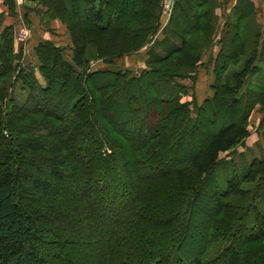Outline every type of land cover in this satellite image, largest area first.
Masks as SVG:
<instances>
[{
  "label": "trees",
  "instance_id": "1",
  "mask_svg": "<svg viewBox=\"0 0 264 264\" xmlns=\"http://www.w3.org/2000/svg\"><path fill=\"white\" fill-rule=\"evenodd\" d=\"M163 1L38 0L65 25L69 59L64 46L42 39L34 47L36 61L23 64L22 48L14 49L13 25L1 32L0 264H46L39 243L50 241L38 235L39 221L55 230H76L79 219L56 213L58 220L49 222L38 210L29 214L22 208L26 195H57V185L72 175L99 192L111 177L117 179L123 202L114 203L109 191L100 200H82L84 207L97 206L105 225L119 224L107 231L106 264H251L257 258L264 263V153L243 164L231 154L249 134L255 106L264 111V88L252 94L244 89L250 77L263 74L264 24L257 22L251 0H236L222 21L215 13L219 0H175L161 27ZM214 45L219 47L215 57L208 56L213 95L200 104L182 101L187 88L177 79L196 78L202 52ZM142 48L147 56L138 74L114 65L116 58ZM93 60L109 66L90 69ZM16 88L25 93L22 101L14 96ZM50 101L52 106L45 108ZM124 101L127 105L117 112ZM217 113L223 119L215 126ZM146 124L150 131L130 142V133L139 134ZM80 134L88 143L80 146L77 161L72 143ZM38 135L59 136L61 143L44 146L35 141ZM195 139L196 145L191 141ZM190 143L195 145L192 152L179 157ZM222 152L230 157L221 158ZM35 160L41 169L30 177L20 174ZM224 167L229 173L221 178L216 172ZM147 169L157 174H147L131 186L133 173ZM151 186L178 197L172 220L137 215L127 221L133 208L140 209V193H149ZM97 190L95 195L100 194ZM194 210L212 223L204 227L189 262L183 252H190L195 242L185 245L183 238ZM122 239L127 242L119 243ZM120 244L127 254L116 255ZM211 245L216 249L211 251ZM137 253L144 254L136 258Z\"/></svg>",
  "mask_w": 264,
  "mask_h": 264
},
{
  "label": "rangeland",
  "instance_id": "2",
  "mask_svg": "<svg viewBox=\"0 0 264 264\" xmlns=\"http://www.w3.org/2000/svg\"><path fill=\"white\" fill-rule=\"evenodd\" d=\"M187 25V24H186ZM121 28H125L124 23L121 26ZM16 40L17 34H16ZM25 41V40H24ZM62 46H64L65 50L63 51V55L66 59H69V56L71 54L70 46L68 44L69 41H65L64 39H61ZM65 41V42H64ZM20 42V41H19ZM23 42V41H22ZM212 53V52H210ZM146 55V48L143 50L140 49L134 53L127 54L124 56H121L119 58H116L114 60V65L120 66L121 68H127L132 73L138 74V72L141 71V69L144 68L145 64L142 63V59H145ZM207 54V50L203 51L201 54V58H203V55ZM206 56V55H205ZM209 58L207 57L206 60ZM262 64L264 65V43L262 44ZM145 61V60H144ZM207 62V61H205ZM131 63V65H130ZM201 63V64H200ZM198 66L196 67L195 76L196 78H180L177 79L179 83L183 84L187 88V93L182 96V101H193L195 100L197 104H200L205 98L210 97L213 95V90L211 88V85L214 81V76L212 72V63L208 64L211 65L209 67L207 64H202L200 62ZM133 64V65H132ZM107 67L109 66L107 63H104L101 60H93L90 61L89 67L90 69H98L101 67ZM236 65L235 67L231 68H238ZM114 68L115 66L112 65ZM210 69V78H199L198 74L203 70L202 74L206 75L207 70ZM262 75H256L252 76L248 79L246 83V87L244 88L245 91L252 93H256L259 90H262L264 88V67H262ZM246 91V92H247ZM245 92V93H246ZM15 98L18 101H22L25 93L19 90L18 88L15 89L14 93ZM128 102H122V105H118V111L120 112L121 109L124 108V106L127 105ZM53 104V101L47 102L45 104V108L49 109ZM190 108H192V105L190 104ZM115 110V109H114ZM150 115V111H149ZM68 117L64 119V122H67ZM223 116L221 114H218L215 116L214 125L220 124L222 121ZM209 121H206L204 128L205 133L207 134V129L210 128V124H208ZM111 127H113V124H111ZM115 127V126H114ZM128 127V126H127ZM248 130L249 134L244 138L242 144L237 145L231 154H233V157L235 158L236 162L238 164H243L244 162H248L250 159L253 158V156H261L264 153V111H261L260 106L256 105L255 108L252 110L251 115L249 116L248 120ZM150 131L148 124H146L142 129H140L139 134H135V132H131L130 134L133 135L130 138V142H135L137 139H140L143 135H146ZM135 134V135H134ZM35 141L42 142L44 146L47 147H53L59 145L61 141L59 140V136H56L52 139H45L42 135L36 136ZM204 139V138H203ZM192 142H195L196 145V139L191 140ZM87 136L85 135H77L75 136V139L72 143V150L74 153L75 159L78 161L80 153H82V150L80 149V146L86 147L87 146ZM192 143L185 145L181 148L180 152L177 153L179 157H183V155H187L188 152H192L191 150L194 149L195 145ZM171 156V153H169ZM168 154V155H169ZM167 155V156H168ZM176 155V157H177ZM169 156V157H170ZM221 158H229L230 156L227 155V152H222L219 155ZM168 157V158H169ZM167 158V159H168ZM80 160H82L80 158ZM34 163L39 164L37 160L33 161V164L30 163L29 165H24L21 170L20 174L26 175L27 177H30L33 175L34 169H41L34 165ZM66 163H69L66 162ZM159 165V164H157ZM42 166V165H41ZM47 166L45 163L43 164V167L45 168ZM149 169V168H148ZM139 171L137 170L136 173H133L134 181H131L132 184L135 183L137 179H140L141 177L147 179V176L145 175H153L157 174L156 171H149V170ZM217 176L221 175V178L223 177L222 173L226 175L229 173V167H224L217 172ZM154 176V175H153ZM215 176V175H214ZM25 177L20 176L19 180L23 182H27V178L23 179ZM84 181L80 178H77L72 175V177H68V180L64 183H60L57 185L58 194L54 195L52 197H44L41 196L38 193L33 192L26 195L22 208L24 209V212H28L31 214L32 210H38L40 213H42L46 218V221L52 222L55 220H58L57 214H61L63 216L69 215V217H73L76 219H79L80 223L77 226L76 230L73 228H62V229H53L49 228V226L44 225L42 221L40 222V227L38 230V235H43L44 237H47L50 241V243H45L42 241L39 243V252L40 255L43 257V261L46 264H106L107 258L109 257V251H108V244L106 242V235L109 228L115 229L117 228L119 224L112 225H105L104 222V216H101L99 209H97V206H93L92 204L88 207H84L82 203L84 204L83 198L85 196L89 197V200H95L99 199L100 196L103 198L108 191L110 192L111 196L114 197V203L116 202H123V198L117 194V190H119V187H117V179L115 176L111 177L108 184L99 192L100 194L95 195L96 191L94 187H92L91 183L89 185H86V183H83ZM134 182V183H133ZM210 183L208 184V186ZM248 186V185H243ZM94 192V195L91 196V191ZM115 191V193H114ZM147 191H143L140 193V199L138 201V204L140 205V209L133 208L132 211L134 213H128L127 215V221L134 219L137 215H141L142 217H145V219H151L155 221H162V220H172L174 212L177 207V201L178 197L170 195V193L165 190L161 189L157 186H151ZM90 194V195H89ZM114 194V195H113ZM262 198L260 199V205H264V189L262 190ZM118 195V196H117ZM101 198V199H102ZM100 200V199H99ZM102 205L103 202L101 201ZM86 204V203H85ZM105 204V203H104ZM125 219V220H126ZM37 222V223H39ZM170 222V221H169ZM212 222L204 218L200 212L193 211L192 217L189 219V229L187 230V233L183 241L185 242V245L193 241L195 242V245L193 249H191L190 252H187L186 250L183 252L185 256L186 261H191L196 249H198V245L201 243V234L205 230V226H210ZM49 225V223H48ZM120 235H122L123 231L120 230ZM126 232H129V228L126 229ZM246 236L245 234H241L239 236V240L243 239ZM53 240V241H51ZM57 242L61 243V247L57 245ZM127 242V239L120 240L119 243ZM130 242V240H129ZM132 243V242H130ZM213 245V244H212ZM211 245V247H212ZM216 249L215 246L211 248V251ZM127 249L120 244L119 249L117 250L116 255L127 254L125 253ZM137 252V248H135ZM121 251V252H120ZM109 254V255H108ZM144 253L141 255H136V258H140ZM130 257V256H127ZM147 264H155L154 262H150ZM251 264H264L261 260L254 259Z\"/></svg>",
  "mask_w": 264,
  "mask_h": 264
},
{
  "label": "crops",
  "instance_id": "3",
  "mask_svg": "<svg viewBox=\"0 0 264 264\" xmlns=\"http://www.w3.org/2000/svg\"><path fill=\"white\" fill-rule=\"evenodd\" d=\"M174 1L175 0L172 2V8ZM251 1L255 6L256 20L263 26L264 0ZM219 2L220 5L219 7H216L215 13L219 16V21H222L223 15L225 12L230 10V8L236 3V0H219ZM172 8L168 14L163 12L161 13V27L167 22ZM8 25H13L15 34H17L20 30H24L27 34L25 41L21 42L22 44L19 43V41L17 42V40L14 43L15 51H19L22 48L23 57L21 62L23 64H27L28 62L34 63L36 61L34 47L38 41L42 39L51 40L57 45L62 44L61 39L69 41L65 25L58 18L48 14L46 12V8L38 3L35 6H29L24 2V0H13V4L9 5L6 0H0V35L3 29ZM69 43L70 42H68V44ZM218 48V45H214L207 49V54L203 55L200 62L208 65V60H206L207 57L209 55L215 57ZM144 49L145 48H143V50ZM146 56L147 55H145V58ZM144 60V58L141 60L143 64ZM208 66L211 67V65ZM202 72L203 70L198 74L199 78H204L206 76V78H210V69L206 71V75L202 74Z\"/></svg>",
  "mask_w": 264,
  "mask_h": 264
},
{
  "label": "built area",
  "instance_id": "4",
  "mask_svg": "<svg viewBox=\"0 0 264 264\" xmlns=\"http://www.w3.org/2000/svg\"><path fill=\"white\" fill-rule=\"evenodd\" d=\"M173 0H164L162 4V12L168 14L172 8ZM27 34L24 30H20L17 33V39L22 42L26 39Z\"/></svg>",
  "mask_w": 264,
  "mask_h": 264
},
{
  "label": "water",
  "instance_id": "5",
  "mask_svg": "<svg viewBox=\"0 0 264 264\" xmlns=\"http://www.w3.org/2000/svg\"><path fill=\"white\" fill-rule=\"evenodd\" d=\"M24 2L29 6H35L38 0H24Z\"/></svg>",
  "mask_w": 264,
  "mask_h": 264
}]
</instances>
